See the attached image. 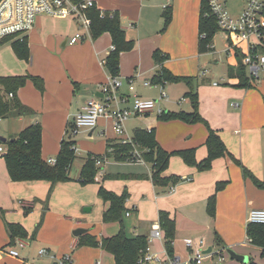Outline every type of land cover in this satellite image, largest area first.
<instances>
[{
	"label": "crops",
	"instance_id": "0c3cea01",
	"mask_svg": "<svg viewBox=\"0 0 264 264\" xmlns=\"http://www.w3.org/2000/svg\"><path fill=\"white\" fill-rule=\"evenodd\" d=\"M95 2L99 10L119 14L126 39L134 43L131 50L120 54L118 76L132 78L135 92L142 98L159 100L161 87L144 86L143 82L152 80L160 70L155 52H162L166 55L162 65L167 70L193 80L192 84L168 82L164 86L167 97L159 101L160 105L165 112H192L188 94L197 92L201 115L218 131L232 157H218L210 168L202 170L174 155L163 175L180 179L167 185L147 177L150 168L144 164L108 157L111 162L103 166V175H95L92 183H83L81 172L91 155L89 152L106 154L109 143L119 142V136L114 135L115 138L105 140L101 151L94 149L95 140H91L89 155L77 153L76 158L81 159L79 169L72 171L73 162L71 179L57 183L52 191V184L47 180L13 181L5 159L0 157V264H60L66 254L71 255V264H115L114 255L101 242L117 235L122 228L128 237H149L151 232L160 229L162 235L152 239L150 250L168 263L161 212L167 213L174 226L173 255L180 260L179 264H195L186 239L204 240L200 264L252 261L264 264L261 248L248 242L246 231L250 210L264 208V188L258 187L252 176L244 172L246 168L264 182V79L255 80L253 88L233 86L238 79L229 74L224 83L206 79L207 70L202 62L207 53L201 49L199 29L202 0ZM167 11L172 18L165 27ZM77 30L78 24L72 18L40 16L27 33L29 61L20 59L12 45L0 47V76L29 73L41 76L45 83L43 91L32 80L19 89L20 101L35 114L4 118L11 124L4 126L0 135L10 139L26 127L40 123L45 160L58 157L70 120L89 99L97 97L100 85L112 76L104 64L114 46L111 34L105 32L98 38L70 44ZM215 51L221 53L224 49L216 47ZM233 57L235 61L231 65H236L237 59ZM111 128L110 122L101 119L96 128L85 132L94 138L96 131L104 135ZM138 129H152L159 145L168 152L195 149L199 162L208 155L209 129L202 122L161 120L158 114L150 112L126 122L130 137ZM75 143L77 146V140ZM1 145L6 149L5 144ZM173 183L175 188L171 191ZM218 183L223 184L219 190ZM102 186L117 195L127 192L122 222L104 221V213L111 203L99 195ZM212 202L213 211L210 210ZM25 208H31L30 212L26 214ZM127 211L131 215L127 216ZM13 223L27 231L25 237L16 238L27 242L24 248H17V257L9 254L13 245H10L8 224ZM80 227L87 232L75 236L74 231ZM229 248L248 256L249 261L232 259ZM42 249L47 253L41 254ZM219 252L225 256L222 262Z\"/></svg>",
	"mask_w": 264,
	"mask_h": 264
},
{
	"label": "trees",
	"instance_id": "16d2710c",
	"mask_svg": "<svg viewBox=\"0 0 264 264\" xmlns=\"http://www.w3.org/2000/svg\"><path fill=\"white\" fill-rule=\"evenodd\" d=\"M207 11L208 0H202L199 29L200 34H206V37L200 38V44L203 51L210 52L211 50L208 45L213 41L219 28L213 17L205 15ZM87 14L92 19V38H98L105 32L111 34L115 49L108 56L105 66L112 76H118L120 70V54L124 51L131 50L134 43L126 39L125 32L121 26V19L117 12H105L102 16V11L95 6L90 8ZM171 18V12L167 11L165 14V27L168 26ZM10 38L7 37L2 42L10 41L16 55L20 59L29 61L31 52L27 36L23 39ZM236 53L237 64L233 65L231 70H229V76L231 78H237L238 82L232 85L239 88H253L254 81L249 76L247 68L243 64V54L239 50ZM155 59L161 64V68L155 73L152 79L154 83L185 81L188 84H192L193 79L191 77L173 75L162 65L166 60V55L159 50L155 52ZM28 80H32L38 89L44 90V79L38 75L27 73L25 75L0 76V119L35 114L34 110L24 105L18 97L19 89ZM10 94H13V96H10ZM188 96L191 98L193 106L192 112H164L158 116L161 120L180 119L190 123H204L209 129V135L206 141L208 155L204 160L199 162L196 159L195 149L168 152L159 145L152 129H150L151 131L138 129L132 139L144 160L151 164L152 173L147 177H150L155 183L167 185L172 180L176 182L180 179L163 175L168 168L170 158L174 155L180 156L186 164L196 166L202 170L210 168L213 160L218 157H232V154L227 149L218 131L214 130L201 115L199 111L198 93L191 91ZM66 133V136L61 142V149L55 165L49 164L42 157V126L40 123L26 127L20 134L12 136L5 143L0 141V145H6V149L0 153V157L5 159L11 179L13 181L47 180L52 184L50 191H52L57 183L69 181L71 179V166L77 157V153L73 148V146H76L75 140L70 138L71 135H69L68 129ZM133 151L134 147L132 144H122L120 142L109 143L106 154L89 155L81 172V181L85 184L95 181L98 168L93 157L105 156L106 158L112 157L118 161H130L133 158ZM244 172L252 176L258 187L264 188L263 181L252 175L246 168H244ZM172 186H175V184L173 183L170 189ZM222 186V183H218L217 189H221ZM99 195L105 201H110L111 203L109 210L104 213V221L120 220L122 222V216L126 210L125 203L128 199L127 192H124L122 195H117L102 186L99 190ZM30 210L31 208H25V213H29ZM210 210H214L213 202ZM160 218L166 229V252L168 256L173 257L174 226L169 220L167 213L161 212ZM8 228L10 245L15 244L17 237H25L27 235L26 229L20 224H8ZM246 231L252 243L261 248V255L264 257V224L248 223ZM101 246L114 255L116 264H138V261L148 246V237H128L124 228H122L117 235L105 238L101 242ZM251 264L255 263L252 261Z\"/></svg>",
	"mask_w": 264,
	"mask_h": 264
},
{
	"label": "built area",
	"instance_id": "2783aa9c",
	"mask_svg": "<svg viewBox=\"0 0 264 264\" xmlns=\"http://www.w3.org/2000/svg\"><path fill=\"white\" fill-rule=\"evenodd\" d=\"M242 1L243 4L240 9L233 14L228 8V0H208V11L205 15L213 17L217 22L219 31L223 34L224 52L236 57V52L239 50L243 54V64L246 66L249 76L253 80H257L260 73L264 72V0ZM95 6V0H0V44L7 37L23 39L35 26L36 20L40 16L74 19L78 24V30L70 38L69 43L76 44L92 37V19L87 11ZM104 13L102 11V16ZM205 37L206 34H200V38ZM252 38H255L256 42H253ZM208 47L211 51H215V36ZM114 49L115 46H112V50ZM167 83H154L152 80H145L143 82L144 86L155 85L161 87L159 100L145 99L136 94L132 78L124 79L119 76H111L108 82L100 85V92L103 97L89 99L72 117L68 125L69 135L75 136L80 129H94L99 125L101 119H105L111 123L114 133L119 136L120 143L133 145V158L130 162L148 166L151 174V164L144 160L132 137L126 132V121L150 112L158 115L163 114L165 109L159 101L167 97V92L164 89ZM10 96H13V94H10ZM234 105L238 106L237 103ZM149 131L151 130L149 129ZM73 148L77 153V146H73ZM3 151L4 148L0 145V152ZM93 158L98 167L97 175H103V166L107 158L105 156ZM47 162L55 165L57 159L49 158ZM174 188L175 186H172L170 190L173 191ZM126 215H131V211H127ZM247 221L248 223L264 224V208L251 209ZM161 235L160 229L151 232L148 237V246L138 264L180 263V260L174 256H169V262L164 263L151 252L150 243L152 239L161 237ZM248 242L252 243L249 237ZM204 244L203 239H186L187 247L193 251L195 264L202 262ZM26 245V240L16 239L15 244L9 250V254L15 257L19 256L17 248H24ZM40 253L45 254L47 250L42 249ZM218 258L220 262L225 260V256L221 252L218 253ZM60 264H71V255L66 254Z\"/></svg>",
	"mask_w": 264,
	"mask_h": 264
},
{
	"label": "rangeland",
	"instance_id": "374dc122",
	"mask_svg": "<svg viewBox=\"0 0 264 264\" xmlns=\"http://www.w3.org/2000/svg\"><path fill=\"white\" fill-rule=\"evenodd\" d=\"M243 1L242 0H228V8L230 9V11L235 14L237 13V11L240 9V7L242 6ZM222 32L218 31L215 35V44L217 47V50H221L224 48V39L222 36ZM10 39H15V37H11ZM253 42H256L255 38H252ZM2 48H10L11 46V42L9 41H4L3 44H0ZM207 54L205 55V59L202 62V67L207 70V78H210L212 81H216L219 83H224L227 82V80L229 79V70H231V68L233 67V65H231V63H233L235 61L234 57L231 55H228L229 53H218L216 51H208L206 52ZM221 55V56H220ZM216 59L219 60V62H216ZM264 79V75L263 72L260 73L259 79L258 80H263ZM255 82V80H253ZM127 122V121H126ZM9 123L11 124L10 120L8 119H4L1 120L0 122V133H2L4 126L8 127ZM86 129H80L78 131V133L76 134V136H74L73 139L77 140V148H78V154H81L80 152H82L85 156L89 155V153H91L92 155H98V154H102V153H96V152H89L88 153V149L91 145V140H95L94 144V149L97 151H101L102 150V146L105 142V140H111L113 138H115L114 135H116L114 133V131H112L111 129H107V132H105V134H99L100 131H96L94 138L93 137H88V135L86 134ZM67 132V131H66ZM67 134V133H66ZM64 136H66L64 134ZM131 136V135H130ZM55 159H57V157H55ZM48 160V158H47ZM111 162V160L108 158V160H106V162L104 163V165L109 164ZM81 164V159L76 158V161H74V167H73V172L77 171L80 167ZM97 175V174H96ZM19 249V248H18ZM116 264V261H115ZM249 264H251L249 262Z\"/></svg>",
	"mask_w": 264,
	"mask_h": 264
},
{
	"label": "water",
	"instance_id": "95a60500",
	"mask_svg": "<svg viewBox=\"0 0 264 264\" xmlns=\"http://www.w3.org/2000/svg\"><path fill=\"white\" fill-rule=\"evenodd\" d=\"M96 96H97V97H103V95H102L100 92L97 93ZM0 141L5 143V142L8 141V138L5 137V136L0 135ZM85 232H87V229H86V228H82V227H80V228H77V229L74 231V234H75V236H79V235H81V234H83V233H85ZM208 251H210V250H208ZM228 253L230 254V257H231L232 259H236V260H238V261H240V262H244V263H247V262L249 261L248 256H246V255H242V254H239V253H237L235 250H232V249H230V248L228 249Z\"/></svg>",
	"mask_w": 264,
	"mask_h": 264
}]
</instances>
